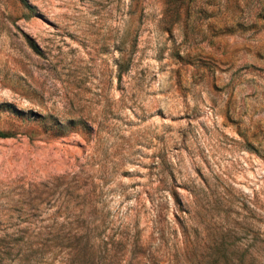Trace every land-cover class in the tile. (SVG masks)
I'll return each instance as SVG.
<instances>
[{"label":"rangeland","instance_id":"obj_1","mask_svg":"<svg viewBox=\"0 0 264 264\" xmlns=\"http://www.w3.org/2000/svg\"><path fill=\"white\" fill-rule=\"evenodd\" d=\"M0 133V264H264V0H0Z\"/></svg>","mask_w":264,"mask_h":264},{"label":"trees","instance_id":"obj_2","mask_svg":"<svg viewBox=\"0 0 264 264\" xmlns=\"http://www.w3.org/2000/svg\"><path fill=\"white\" fill-rule=\"evenodd\" d=\"M1 137H5V135L2 134V133H0V138H1ZM225 259H226V258H225ZM225 262L228 263V260H225Z\"/></svg>","mask_w":264,"mask_h":264}]
</instances>
